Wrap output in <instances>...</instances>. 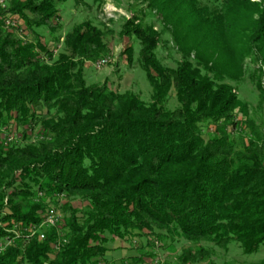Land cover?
Wrapping results in <instances>:
<instances>
[{
    "label": "trees",
    "instance_id": "obj_1",
    "mask_svg": "<svg viewBox=\"0 0 264 264\" xmlns=\"http://www.w3.org/2000/svg\"><path fill=\"white\" fill-rule=\"evenodd\" d=\"M68 1L11 0L1 14L20 15L36 40H24L0 19V242L15 237L0 252V264H98L109 238L135 235L180 237L188 247L179 264H196L232 243L244 255L258 252L264 244V0L210 6L131 0L142 9L131 10L120 35L141 46L150 103L86 81V63L109 53L113 32L88 20L61 35L58 7ZM43 31L63 39L58 56L41 41ZM166 33L180 57L175 67L156 55ZM244 80L258 93L255 107L237 91ZM172 97L180 104L174 110L167 108ZM78 200L81 209L72 205ZM54 206L69 214L59 252L52 247L55 229L44 231L45 241L14 235V224L40 223Z\"/></svg>",
    "mask_w": 264,
    "mask_h": 264
},
{
    "label": "rangeland",
    "instance_id": "obj_2",
    "mask_svg": "<svg viewBox=\"0 0 264 264\" xmlns=\"http://www.w3.org/2000/svg\"><path fill=\"white\" fill-rule=\"evenodd\" d=\"M9 1L11 0H0V19L6 21V27L9 31L14 30V32L24 40H36L20 15L13 13L1 15L3 11H8L6 6ZM199 1L202 4L210 6L217 0ZM252 1L259 2V0ZM136 5L137 4H134L131 0H100V2L96 0H81L79 2L77 0H69L68 2L61 3L58 7L60 11L59 23L63 27V30L59 31V33L64 36V34L70 31L76 24L88 20L93 21L96 25L105 30L111 29L113 34L106 40L109 45V53L96 61L86 63V81L89 84L107 83L108 87L112 90L133 92L138 95L142 101L150 103L152 102L153 90L147 78V73L143 70V67L140 66L141 64H139L141 46L131 38L122 37L120 35L122 26L126 23L125 20L132 17L131 10L137 12L142 9V5L133 8ZM148 15V22H150L155 15H151L150 13ZM156 27L161 30L160 25L156 24ZM59 33L49 34L47 31H43V37L41 38V41L43 40V43H47L48 48L54 51L53 53L55 56H58L64 50L63 39L58 41L56 38ZM205 45L207 46L208 44ZM205 45L203 43V48L206 52L214 53L215 58H223V53L219 52L218 49L213 48V46L211 47L210 44L207 47ZM128 48H131L129 51L132 53V64L129 61V53H126ZM156 55L159 59L163 60L164 64L170 67L176 66V61L180 57L177 55V51L169 33H166L163 43L156 51ZM102 60H106V63L102 64ZM245 68L246 67H244V69ZM237 91L252 107L257 105L258 93L248 80H244V83H242ZM179 106L180 104L174 97H172L167 104V108L170 110H174ZM210 131H214V128ZM205 138L207 139L208 136L206 135ZM234 138L238 146L243 144V134H239V132L236 131L234 132ZM72 205L75 208L81 209L85 206V203L78 200L73 201ZM59 213V228L52 226L50 228H43L42 231L55 229V231L60 234V237L67 239V219L69 214H66L65 211H60ZM44 215L45 213H41V218ZM186 244L187 243L180 237L175 238V242L169 237H164L161 241L156 239L149 241L144 235H135V237L127 240H112L109 238L106 245L109 251L100 264H179L182 251L188 247ZM207 246L209 245L206 244V247ZM140 258L143 261L137 263V260ZM263 260L264 244L258 252L244 255L240 245L232 243L228 251L214 248L211 257H203V260L196 264H256Z\"/></svg>",
    "mask_w": 264,
    "mask_h": 264
},
{
    "label": "built area",
    "instance_id": "obj_3",
    "mask_svg": "<svg viewBox=\"0 0 264 264\" xmlns=\"http://www.w3.org/2000/svg\"><path fill=\"white\" fill-rule=\"evenodd\" d=\"M59 224H60V213L58 209L56 207H50L45 212V215L41 218L40 223H35V225L30 224L29 226L14 224L15 225L14 231L12 232H14V235L19 238L22 237V235L25 233L27 237H34V238L37 237L41 241H45L47 238L45 232L42 231V229L50 228L52 226L59 228ZM14 238H6L5 242H0V252L6 250L9 246H13L15 243ZM65 243H67V239L66 238L63 239L62 237H60L59 234L58 242H55L52 246L53 250L55 252H59L61 248L65 245Z\"/></svg>",
    "mask_w": 264,
    "mask_h": 264
},
{
    "label": "bare ground",
    "instance_id": "obj_4",
    "mask_svg": "<svg viewBox=\"0 0 264 264\" xmlns=\"http://www.w3.org/2000/svg\"><path fill=\"white\" fill-rule=\"evenodd\" d=\"M105 63H106L105 61L102 62V64H105ZM54 207H55V206H54Z\"/></svg>",
    "mask_w": 264,
    "mask_h": 264
}]
</instances>
